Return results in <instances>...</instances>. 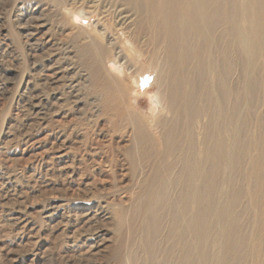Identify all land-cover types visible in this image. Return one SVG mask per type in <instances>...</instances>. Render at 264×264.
<instances>
[{
  "label": "bare ground",
  "instance_id": "6f19581e",
  "mask_svg": "<svg viewBox=\"0 0 264 264\" xmlns=\"http://www.w3.org/2000/svg\"><path fill=\"white\" fill-rule=\"evenodd\" d=\"M49 1L73 22L107 3L131 13L110 14L121 32L102 25L76 60L67 46L60 57L32 58L39 71L19 85L30 90L28 115L57 106L59 125L78 111L77 86L88 81L93 181H110L119 200L128 194L130 214L142 217L127 263L264 264V0ZM32 2L30 17L41 11ZM45 26L35 20L22 28L34 38ZM120 40L125 48L116 47ZM123 65L140 75L132 87L119 75ZM148 71L145 114L134 93ZM78 167L66 171L70 178Z\"/></svg>",
  "mask_w": 264,
  "mask_h": 264
},
{
  "label": "rangeland",
  "instance_id": "374dc122",
  "mask_svg": "<svg viewBox=\"0 0 264 264\" xmlns=\"http://www.w3.org/2000/svg\"><path fill=\"white\" fill-rule=\"evenodd\" d=\"M32 1L0 0V264H128L142 217L139 213L130 214L134 201L128 194H122L124 201L119 200L110 181H93L96 174L90 168V139L84 132L90 125L89 102L95 100L85 86L88 81L78 83V111L68 114L59 125L52 116L57 106L44 105L37 116L28 115L25 102L30 90L23 93L19 85L29 70V74L39 71L32 67V58L60 57L67 46L76 60L79 47L88 36H95L102 25L115 33L120 31L110 14L118 10L126 15L131 13L107 3L99 7L107 9L105 13L88 6L89 16L76 14L73 22L68 14L62 16L56 11L49 0H37L41 11L30 17L29 11L34 10L35 4ZM35 20L43 22L45 28L34 38L26 36L23 25L28 22L32 28ZM120 42L116 47L127 46L125 40ZM140 60L144 62L143 57ZM109 66L117 72L116 65ZM133 68L126 71L123 65L119 73L129 87L131 78L140 76L134 74ZM77 72L84 74L80 68ZM151 76L152 71H148L140 78L134 93L139 103L136 107L145 114L149 111L148 96L153 92L148 88ZM42 113L48 121L45 128L39 121ZM81 123L84 124L80 126ZM57 126L62 132L61 141L53 136ZM53 155L60 158L52 162ZM76 165L77 175L70 178L66 171ZM81 174L83 181L79 180ZM119 208H124L128 216L125 212L123 217Z\"/></svg>",
  "mask_w": 264,
  "mask_h": 264
}]
</instances>
